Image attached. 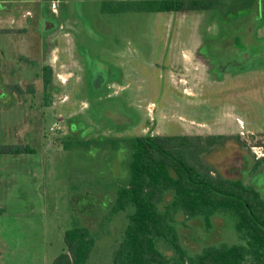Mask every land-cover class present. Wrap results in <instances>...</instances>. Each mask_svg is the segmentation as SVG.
I'll use <instances>...</instances> for the list:
<instances>
[{
  "label": "rangeland",
  "instance_id": "374dc122",
  "mask_svg": "<svg viewBox=\"0 0 264 264\" xmlns=\"http://www.w3.org/2000/svg\"><path fill=\"white\" fill-rule=\"evenodd\" d=\"M129 1L0 0V93L9 91L0 144L35 149L0 155V264H54L75 226L96 240L86 264H114L132 208L112 212L132 153L127 144L114 148V139L220 135L205 161L264 198V59L248 60L242 72L224 69L238 63L229 48L251 37L245 28L264 45V0L178 13L142 12ZM43 17L61 25L47 23L53 29L45 32ZM211 56L222 70L212 72ZM44 65L53 70L47 104ZM175 218L190 254L243 242L226 213L213 216L210 230L201 218ZM157 244L175 256L163 239Z\"/></svg>",
  "mask_w": 264,
  "mask_h": 264
},
{
  "label": "trees",
  "instance_id": "16d2710c",
  "mask_svg": "<svg viewBox=\"0 0 264 264\" xmlns=\"http://www.w3.org/2000/svg\"><path fill=\"white\" fill-rule=\"evenodd\" d=\"M221 2L130 0L128 4L136 5L142 12L156 13L202 12L216 8ZM42 79L47 104L49 90L53 87L50 65L42 67ZM111 142L114 148L127 144L132 149L129 179L118 186L112 207L113 213L132 207L123 238L114 253V264H264L262 194L242 179L215 173L204 159L222 143L220 135L146 134ZM85 145L89 144L85 142ZM31 152L35 149L30 145L0 144V155ZM178 212L189 219L201 218L207 230L212 228L214 215L226 213L232 217L243 242L211 244L190 254L176 227ZM158 239L170 245L175 253L173 258L158 247ZM64 242L65 250L54 264H86L96 240L88 227L75 226L65 231Z\"/></svg>",
  "mask_w": 264,
  "mask_h": 264
},
{
  "label": "flooded vegetation",
  "instance_id": "af4514ba",
  "mask_svg": "<svg viewBox=\"0 0 264 264\" xmlns=\"http://www.w3.org/2000/svg\"><path fill=\"white\" fill-rule=\"evenodd\" d=\"M260 5H262V4H260ZM42 9H40V10H42ZM212 9H214V8H212ZM262 10H263V6L262 7L260 6V10H258V12H254L253 13L255 15V22L258 21V15L261 14ZM51 11L56 13V14H58V9L57 8L53 9L52 6H51ZM42 12H43V16L44 17H47V18L50 17V14H49L48 11H46V9L45 10L43 9ZM173 13H178V12H173ZM226 14H227L226 15V18H227L229 13L227 12ZM49 19L50 20H46V18H44L43 21H42V25H43V28H44L45 32L53 29V27L50 28V29H47L46 28L47 27L46 26L47 23H50V25H52L54 27H58L59 25H61L60 23L58 24V22L56 20H52L51 18H49ZM255 22H254V25H256ZM244 31L246 33H249L251 35V37L249 39H247V40H240L239 41L240 43H238L237 46H230L229 51L234 53L235 55H237V58H238L237 62L238 63H236L234 65L227 64V63L224 64V69H225L226 72L232 73L231 70H232L233 66H238L239 69H240V72H242V69H243L244 65L246 64V62L248 60L254 59V58L256 59V58H259V57L264 59V45L261 42V40H257L255 37H253V28L252 27L245 28ZM241 36H242V34H241ZM208 43H210V42H208ZM239 45H240V48L238 47ZM208 61L210 63V67H211L212 72H214L215 68H218V69L222 70V68L220 66L221 65L220 64L221 60L217 56H215V57L211 56L210 58H208ZM234 69L236 70V68H234ZM135 113H136V110L134 108L130 109L129 114H130L131 119L130 118H125L126 121L131 122L134 118H136ZM74 127H75V125H74Z\"/></svg>",
  "mask_w": 264,
  "mask_h": 264
},
{
  "label": "crops",
  "instance_id": "0c3cea01",
  "mask_svg": "<svg viewBox=\"0 0 264 264\" xmlns=\"http://www.w3.org/2000/svg\"><path fill=\"white\" fill-rule=\"evenodd\" d=\"M2 87H5V86L2 85ZM8 92H9V91H8L7 89L4 88L3 92L0 93V102H2V99H3V98H5L6 96H9V95H8ZM4 94H6V95L4 96Z\"/></svg>",
  "mask_w": 264,
  "mask_h": 264
},
{
  "label": "built area",
  "instance_id": "2783aa9c",
  "mask_svg": "<svg viewBox=\"0 0 264 264\" xmlns=\"http://www.w3.org/2000/svg\"><path fill=\"white\" fill-rule=\"evenodd\" d=\"M53 9H56V6H55V4H53Z\"/></svg>",
  "mask_w": 264,
  "mask_h": 264
}]
</instances>
